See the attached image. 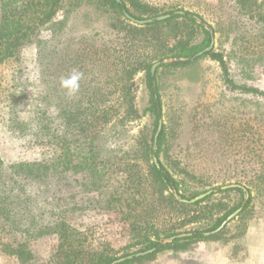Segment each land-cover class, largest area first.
Segmentation results:
<instances>
[{
    "label": "rangeland",
    "instance_id": "obj_1",
    "mask_svg": "<svg viewBox=\"0 0 264 264\" xmlns=\"http://www.w3.org/2000/svg\"><path fill=\"white\" fill-rule=\"evenodd\" d=\"M123 1L127 12L141 18L174 10L185 15L137 25L106 2L62 0L52 21L21 49L17 69L0 65L3 180L8 187L21 189L13 203L16 223L0 226V264H20L4 244L21 242L33 255L27 264H60L57 237L38 235L59 220L77 232L84 259L101 255L115 260L148 250L132 244V226L123 219L125 213L146 216L147 228L204 235L220 216L228 217L240 207L218 233L191 242L185 252L166 249L126 264H264V99L260 94L264 92V27L234 0ZM259 3L264 10V0ZM1 15L0 2V19ZM192 15L212 28L213 50L222 54L226 71L209 56L169 66L177 60L172 56L180 46L199 42L203 36L204 26ZM156 62L161 63L151 75L156 78L165 131L163 150L156 158L178 181L180 198L190 200L213 190L198 204L173 196L175 203L149 173L154 155L147 148L157 126L154 129L153 116L145 111L150 103L145 70H132L145 63L151 72ZM73 70L83 75L79 90L69 94L60 81ZM96 104L105 109L114 106L116 111H109L95 131L81 130L78 120ZM13 105L15 114L10 115ZM69 161L76 166H109V170L97 184L88 168L60 170L59 164ZM32 162H46L48 170L25 176L26 169L19 165ZM130 169L138 175L131 189L138 192L134 209L125 204L108 206L110 191ZM234 170L245 173L237 178L250 181L247 199L243 190L241 194L233 188L220 189L229 184L222 183L221 176ZM2 198L3 187L0 204ZM167 238L162 236L160 242Z\"/></svg>",
    "mask_w": 264,
    "mask_h": 264
},
{
    "label": "trees",
    "instance_id": "obj_2",
    "mask_svg": "<svg viewBox=\"0 0 264 264\" xmlns=\"http://www.w3.org/2000/svg\"><path fill=\"white\" fill-rule=\"evenodd\" d=\"M62 0H0L1 2V19H0V65L10 64L14 69L16 68L15 63L18 62L19 54L23 46L28 43H32V35L38 32L39 28L44 26L45 24L52 21L54 16L62 7ZM102 2L109 3L113 8L117 9L120 14L123 15V9L126 11L125 3L122 0L120 4L116 3L115 0H100ZM240 10L244 11L246 14L250 16V18H255L256 21L260 22L264 27V10L262 9V4L259 3V0H234ZM140 10H145L148 12L156 11L155 8L148 6H140L138 7ZM177 10L167 12L170 14V18L155 22L154 24H160L162 22H168L173 19H177L179 17H183L175 13ZM166 13V14H167ZM133 15V14H132ZM134 17L141 19L139 15H133ZM189 21L195 22L193 18H188ZM151 25V24H147ZM203 36L199 42L191 43L188 45L180 46L179 51L174 54L172 57L177 58V60L171 62L169 66L177 67L188 65L192 61H196L202 57L209 56L211 59L217 61L224 71H226L225 62L223 60V56L220 53L215 52L213 49L209 52L204 53L202 56L195 57L194 60H190L195 56V54L203 49H205L210 44V34L209 32L202 28ZM180 59H185L184 61ZM138 69L145 70L146 77V88L150 95V103L149 106L145 109L153 116L154 121V129L158 124V121L161 119V99L158 93V87L155 84V76L151 75L149 70V64L141 63L132 70L136 71ZM256 91V90H254ZM264 99V92L260 93ZM95 105V104H94ZM90 105L85 109V113L87 116H81L78 120L79 126L81 130L86 131L91 129V131H95L103 124L109 115V111H112V114L116 111V108L112 106L110 109H105L100 104H96V106ZM15 106L13 105L10 109V115L15 114ZM155 131V130H154ZM154 136V135H153ZM165 139V131L164 126L162 128V132L159 134L156 142H154V137L151 138V143L147 148V153L149 155H154L156 157L159 156V153L163 150L164 140ZM154 143L157 145V149L154 150ZM54 164L55 162L52 161ZM46 162H32L20 164L19 167L26 169L24 172L25 176H33L36 177L37 172L48 170V167L45 166ZM61 166L60 170H67L71 168L78 169H87L91 172L94 181L99 184L108 173L109 166H100L85 164L81 166H76L72 161H69L67 164L64 162L59 164ZM58 165V166H59ZM56 168V167H55ZM150 175L152 176L155 183L161 188V190H168L169 195L173 198L172 189L179 191V183L175 179V177L167 170L163 164H160L159 168H157L154 164L151 165L149 170ZM3 164L0 159V189L3 187V198L0 204V226H8L13 227L16 223L14 218L12 217L13 213V203L16 200H19V190L16 189L12 185L8 187L6 181L3 180ZM138 175L134 174L132 170L126 174V178L120 183V185L110 191V196L107 198L108 206L114 207L115 205L128 206L130 210L134 209L132 203L135 200H139L136 198V191H132V187L134 184V179ZM109 178V176H106ZM237 177H245V173L242 171L238 172L234 170L232 174H223L221 176L222 183L229 184H238L243 187H246L249 194H251L250 181L243 182L241 179ZM252 183V182H251ZM16 184V182H14ZM126 185V189L122 187ZM234 190L239 191L243 194L242 188L235 187ZM129 193L131 196L128 197ZM202 193V192H201ZM198 195V194H197ZM196 196V195H195ZM184 197V196H183ZM194 197V196H193ZM251 197V195H250ZM192 198V197H191ZM207 198V197H206ZM175 203H178L173 198ZM203 200L197 201L194 204H198ZM230 213V212H229ZM220 216L214 225L209 230H215L222 221L226 219V216ZM123 219L125 221H129L132 226V244L134 245H144L146 249L154 248V251L146 254L144 257H151L155 255L157 252L171 249V250H185L187 246L196 240L202 239L206 236L203 235L202 231H194V232H185L191 233L189 236H185L183 238L172 240L171 242L162 243V236L171 237L176 235L174 232H168L165 230H160L154 227H145V224L148 225L147 217H138L135 214H124ZM139 219V220H138ZM141 220V221H140ZM77 232L71 229L69 224L65 221H57L54 224L46 225L43 227V230L38 232V235L44 234H54L58 239V255L60 264H109L113 258H108L99 255L97 258H87L84 259L83 253L81 254V247L75 237ZM28 235L30 233L28 232ZM214 235H210L212 237ZM26 243L21 242L16 246H12L9 244H4V247L7 253L15 254L20 264H27L33 258L32 253L27 250ZM128 261H124L118 264H126Z\"/></svg>",
    "mask_w": 264,
    "mask_h": 264
},
{
    "label": "water",
    "instance_id": "obj_3",
    "mask_svg": "<svg viewBox=\"0 0 264 264\" xmlns=\"http://www.w3.org/2000/svg\"><path fill=\"white\" fill-rule=\"evenodd\" d=\"M116 3L120 4L122 1L121 0H115ZM123 14L125 16V18H127L128 20H130L131 22L137 24V25H147V24H151V23H154V22H158V21H164L168 18H170V14H162V15H158V16H154V17H149V18H141V19H138L134 16H132L129 12H127L125 9H123ZM175 13L179 14V15H185V12L182 11V10H178L176 11ZM192 17L199 23L201 24L202 26H204V28H206L210 34V44L203 50L197 52L195 54V56L193 58H191L190 60H194L195 57H198V56H202L204 53L206 52H209L213 49V46H214V34H213V30L211 27L208 26V24H206L205 22L202 21V19L196 15H192ZM161 62H156L154 63L152 66H151V74L154 75V72H155V69L156 67L160 64ZM162 130V120L160 119L158 121V125H157V130H156V134H155V138H154V142H156L160 132ZM154 146H156V143H154ZM153 160H154V164L157 168H159V163L157 161V158L156 156H153ZM235 187H240L242 188V190L244 191V194H245V199L248 198L249 196V193L247 191L246 188H244L243 186L241 185H238V184H227V185H222L220 187V189H229V188H235ZM213 192V190H207L197 196H195L194 198L188 200V199H183V198H180L179 195L177 194L176 190H172V194L173 196L180 202H183V203H187V204H192V203H195L197 201H200L202 200L203 198H205L206 196H208L209 194H211ZM241 211V207L238 208L237 210H235L233 213H231L215 230L213 231H210V232H204V235H212V234H215V233H218L222 228H224V226L229 222L231 221L233 218H235L238 213ZM191 233H180V234H176V235H173L167 239H165L164 241L165 242H171L172 240H175V239H179V238H183L185 236H189ZM154 251V248H151V249H148L146 251H142V252H136V253H133V254H129L127 256H124V257H120V258H117L115 260H113L112 262H110L109 264H118V263H121V262H124V261H127V260H130V259H133L135 257H140V256H145L146 254L148 253H151Z\"/></svg>",
    "mask_w": 264,
    "mask_h": 264
},
{
    "label": "clouds",
    "instance_id": "obj_4",
    "mask_svg": "<svg viewBox=\"0 0 264 264\" xmlns=\"http://www.w3.org/2000/svg\"><path fill=\"white\" fill-rule=\"evenodd\" d=\"M82 75L81 72L73 70L68 76L61 79L60 84L69 94H75L79 90Z\"/></svg>",
    "mask_w": 264,
    "mask_h": 264
},
{
    "label": "crops",
    "instance_id": "obj_5",
    "mask_svg": "<svg viewBox=\"0 0 264 264\" xmlns=\"http://www.w3.org/2000/svg\"><path fill=\"white\" fill-rule=\"evenodd\" d=\"M168 251H171V252H175V253H183V252H185V250H171V249H169ZM160 252V251H159ZM158 253V252H157ZM156 253V254H157Z\"/></svg>",
    "mask_w": 264,
    "mask_h": 264
},
{
    "label": "flooded vegetation",
    "instance_id": "obj_6",
    "mask_svg": "<svg viewBox=\"0 0 264 264\" xmlns=\"http://www.w3.org/2000/svg\"><path fill=\"white\" fill-rule=\"evenodd\" d=\"M222 222H223V221H222ZM222 222H221V223H222ZM209 236H210V235H209Z\"/></svg>",
    "mask_w": 264,
    "mask_h": 264
}]
</instances>
